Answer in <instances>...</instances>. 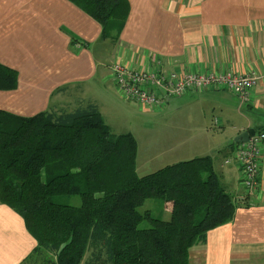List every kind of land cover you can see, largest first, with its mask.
Segmentation results:
<instances>
[{
	"label": "crops",
	"instance_id": "crops-1",
	"mask_svg": "<svg viewBox=\"0 0 264 264\" xmlns=\"http://www.w3.org/2000/svg\"><path fill=\"white\" fill-rule=\"evenodd\" d=\"M129 1L115 43L100 39L101 24L70 0H0V62L19 74L16 89L0 90V109L22 116L74 110L68 106L80 105L82 83L101 78L105 84L108 78L114 85L111 67L121 59L131 68L160 73L256 75L247 101L229 89H189L166 104L175 105L180 124L196 116L213 132L264 129V0ZM222 159L215 170L223 186L249 206L210 230L206 242L191 249V264H264V157L253 192L244 187L237 165ZM27 229L24 218L0 202V264H35L25 262L38 245ZM37 260L58 264L46 251Z\"/></svg>",
	"mask_w": 264,
	"mask_h": 264
},
{
	"label": "trees",
	"instance_id": "trees-1",
	"mask_svg": "<svg viewBox=\"0 0 264 264\" xmlns=\"http://www.w3.org/2000/svg\"><path fill=\"white\" fill-rule=\"evenodd\" d=\"M70 1L101 24L100 39L119 41L129 0ZM18 80L0 62V90ZM108 126L95 103L33 116L0 109V202L38 242L25 262L39 264L46 251L58 264H191V249L249 206L225 189L210 155L139 175L136 137ZM70 194L81 195V206L52 200ZM150 198L162 200L170 219L139 210ZM144 220L150 227H140Z\"/></svg>",
	"mask_w": 264,
	"mask_h": 264
},
{
	"label": "rangeland",
	"instance_id": "rangeland-1",
	"mask_svg": "<svg viewBox=\"0 0 264 264\" xmlns=\"http://www.w3.org/2000/svg\"><path fill=\"white\" fill-rule=\"evenodd\" d=\"M73 41L72 39L71 42L74 43ZM100 80L101 78L82 83L80 105L86 107L90 103H97L113 133L129 132L136 137L139 145L137 150L140 164L137 171L139 175L198 156H212L217 171L220 169L219 158H223V164L226 157L234 163L232 159L234 151L229 149V146L235 143L238 134L208 131L211 129L209 124L205 125L196 116L191 121L180 124L175 120L177 118L175 105L165 104L155 109L144 108L135 101H127L117 90L115 83L113 85L108 78H105V84H102ZM174 97H171L172 100L181 98ZM72 105L73 107L68 106V108L80 106ZM52 200L56 204L75 207L82 204V197L79 194L54 195ZM147 209L151 210L156 217L162 219L171 217V214L165 211L162 200L147 199L139 210L145 212ZM149 224L148 220H144L139 225L141 228H148Z\"/></svg>",
	"mask_w": 264,
	"mask_h": 264
},
{
	"label": "built area",
	"instance_id": "built-area-1",
	"mask_svg": "<svg viewBox=\"0 0 264 264\" xmlns=\"http://www.w3.org/2000/svg\"><path fill=\"white\" fill-rule=\"evenodd\" d=\"M111 69L122 96L148 109L164 106L169 96H182L189 89H229L247 101L259 78L253 74L237 75L223 71L160 73L157 69L131 68L121 59L115 60ZM234 147L232 159L240 170L242 183L250 192L256 191L264 157V129L256 131L247 141L237 142ZM226 162L231 163V160Z\"/></svg>",
	"mask_w": 264,
	"mask_h": 264
},
{
	"label": "water",
	"instance_id": "water-1",
	"mask_svg": "<svg viewBox=\"0 0 264 264\" xmlns=\"http://www.w3.org/2000/svg\"><path fill=\"white\" fill-rule=\"evenodd\" d=\"M255 129H249L247 131H244L243 133L239 134L235 141L239 142V141H247L251 135L255 134Z\"/></svg>",
	"mask_w": 264,
	"mask_h": 264
}]
</instances>
